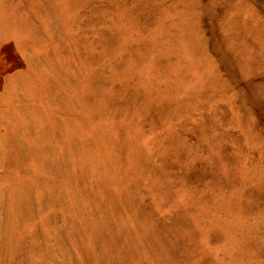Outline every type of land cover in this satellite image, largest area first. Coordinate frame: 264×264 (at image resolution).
Wrapping results in <instances>:
<instances>
[{"label": "rangeland", "instance_id": "obj_1", "mask_svg": "<svg viewBox=\"0 0 264 264\" xmlns=\"http://www.w3.org/2000/svg\"><path fill=\"white\" fill-rule=\"evenodd\" d=\"M0 264H264V0H0Z\"/></svg>", "mask_w": 264, "mask_h": 264}]
</instances>
